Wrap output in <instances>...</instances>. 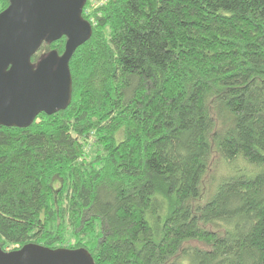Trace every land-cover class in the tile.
Listing matches in <instances>:
<instances>
[{
    "label": "trees",
    "instance_id": "trees-1",
    "mask_svg": "<svg viewBox=\"0 0 264 264\" xmlns=\"http://www.w3.org/2000/svg\"><path fill=\"white\" fill-rule=\"evenodd\" d=\"M92 15L70 104L0 126V247L264 264V0H109Z\"/></svg>",
    "mask_w": 264,
    "mask_h": 264
},
{
    "label": "water",
    "instance_id": "water-1",
    "mask_svg": "<svg viewBox=\"0 0 264 264\" xmlns=\"http://www.w3.org/2000/svg\"><path fill=\"white\" fill-rule=\"evenodd\" d=\"M87 0H10L0 13V126H30L40 113L53 114L71 102L70 60L92 35L83 17ZM66 37L65 51L32 61L44 42ZM0 264H94L85 249L27 244L0 247Z\"/></svg>",
    "mask_w": 264,
    "mask_h": 264
},
{
    "label": "built area",
    "instance_id": "built-area-1",
    "mask_svg": "<svg viewBox=\"0 0 264 264\" xmlns=\"http://www.w3.org/2000/svg\"><path fill=\"white\" fill-rule=\"evenodd\" d=\"M108 1L109 0H87V3H89V4H88L87 8L85 9V15L89 18V22L91 24L96 22L95 17L91 13L92 10L99 8V6L102 7Z\"/></svg>",
    "mask_w": 264,
    "mask_h": 264
},
{
    "label": "rangeland",
    "instance_id": "rangeland-1",
    "mask_svg": "<svg viewBox=\"0 0 264 264\" xmlns=\"http://www.w3.org/2000/svg\"><path fill=\"white\" fill-rule=\"evenodd\" d=\"M99 5V4H98ZM99 7H101V6H99ZM98 9V8H97ZM93 11V10H92ZM92 13V12H91ZM96 17V16H95ZM215 164H219L220 163V161H219V157L218 156H214L213 157V160H212ZM217 162V163H216ZM212 166V165H211ZM206 184H208V182H206ZM207 188V187H206ZM71 243H73V241H71ZM70 243H66L65 245H69ZM8 250H10V249H8Z\"/></svg>",
    "mask_w": 264,
    "mask_h": 264
}]
</instances>
